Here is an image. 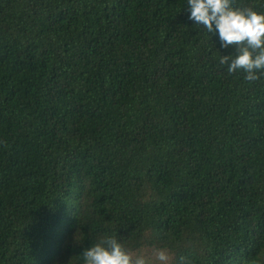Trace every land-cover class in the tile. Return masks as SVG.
Returning <instances> with one entry per match:
<instances>
[{"label": "trees", "instance_id": "obj_1", "mask_svg": "<svg viewBox=\"0 0 264 264\" xmlns=\"http://www.w3.org/2000/svg\"><path fill=\"white\" fill-rule=\"evenodd\" d=\"M185 8L0 0V264H264V76Z\"/></svg>", "mask_w": 264, "mask_h": 264}, {"label": "clouds", "instance_id": "obj_2", "mask_svg": "<svg viewBox=\"0 0 264 264\" xmlns=\"http://www.w3.org/2000/svg\"><path fill=\"white\" fill-rule=\"evenodd\" d=\"M187 19L215 36L218 50L232 48L222 54L221 65L228 73L242 71L244 80L255 81L264 76V12L249 7H234V0H185ZM82 264H147L142 255L135 258L115 236H105L81 252ZM156 260L166 264L169 256L158 249ZM182 259V258H181Z\"/></svg>", "mask_w": 264, "mask_h": 264}]
</instances>
